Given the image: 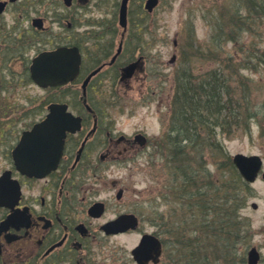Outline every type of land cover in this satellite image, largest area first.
Instances as JSON below:
<instances>
[{
	"label": "flooded vegetation",
	"instance_id": "1",
	"mask_svg": "<svg viewBox=\"0 0 264 264\" xmlns=\"http://www.w3.org/2000/svg\"><path fill=\"white\" fill-rule=\"evenodd\" d=\"M124 1L0 0V264H125L122 256L113 260L108 248L112 243L118 249L116 240L132 234L139 242L130 255L139 264L134 250L147 234L140 232L141 197L136 192L134 200L126 199L129 177L122 173L151 140L143 129L123 130L117 110L125 109L123 89H134L146 101L171 78L152 58L158 51L146 26L152 13L148 0H127L126 26ZM59 51L80 56L78 74L44 88L33 77V66L40 56ZM175 55L171 66L177 64ZM214 72L219 80V69ZM205 74L197 76L199 82H206ZM29 86L66 90L68 96L33 99L34 107L13 99L11 89ZM169 101L171 120V94ZM51 104H66L81 128L67 133L55 170L29 177L17 170L13 152L23 134L46 118ZM126 217L127 223L118 224ZM161 242L159 264H167V241Z\"/></svg>",
	"mask_w": 264,
	"mask_h": 264
},
{
	"label": "rangeland",
	"instance_id": "2",
	"mask_svg": "<svg viewBox=\"0 0 264 264\" xmlns=\"http://www.w3.org/2000/svg\"><path fill=\"white\" fill-rule=\"evenodd\" d=\"M264 0H161L160 5L147 18V30L150 28L151 35L156 37V46L152 58L157 59V63L163 68L164 73H167L171 78L164 83H160L157 87L156 97L152 95L150 99L143 101L141 96L133 89H123L122 99L124 108L117 110L119 113V126L128 133L134 130L143 129L146 131L149 140H151V147L147 148L138 159L131 163L132 168L123 170L122 175L129 177L127 183L130 191L126 199L136 198L137 193L140 192L141 207L140 214L142 215V223L140 232L153 233L157 232L165 241H167L169 255L167 257V264L172 263L173 246H172V230L177 229L174 225L175 218L172 220V211L183 215L184 208H179L176 200L164 201L161 198L160 190L163 186L168 185L171 178L166 171V161L164 151H162L164 141L157 143L153 140L160 134L167 137L171 132V120L169 119L170 94L173 98L175 91V79L182 65L187 63L184 68L192 66L190 74L196 79L197 76L205 74V81H208L210 71L215 69H222L225 64L231 62V59L236 61L251 62L250 68H243L240 72L245 79L247 86L240 87L235 76L231 75L230 71H225L223 77L229 78V89L224 90L222 94L225 108L216 109L215 115H211V119L207 121L212 123L217 121L219 125L208 124L212 126L216 132L218 144L214 152L205 149L202 154L195 151H190L191 158L194 165L196 160L194 157H203L207 162L200 166L208 170V174L213 178H219L222 170L219 168V163L224 159L223 152L232 158L236 154L245 155H264ZM239 8V9H238ZM261 9V12H256L253 9ZM237 9L239 17L243 18L246 23L245 32L240 34H233L229 32L228 26L224 30L218 29L219 22L228 21L232 16H237ZM236 14V15H235ZM237 19V18H236ZM146 31V30H145ZM148 35V34H147ZM238 35V36H236ZM236 37H240V46L244 47L243 51L240 46L237 47ZM218 39L215 44L212 40ZM177 42V46L175 44ZM190 43H195V48L201 51L202 55L185 57L184 49L189 47ZM191 47V46H190ZM208 47L211 51H208ZM208 53H207V52ZM190 52V50H188ZM209 52H212L209 53ZM178 55L176 66L169 65V61L173 55ZM215 54V55H214ZM250 56V57H249ZM156 63V60H155ZM154 64V63H152ZM202 72V73H201ZM232 73V72H231ZM216 75L217 72H214ZM157 75L160 82V77ZM218 75L220 73L218 72ZM220 78V77H219ZM165 80V78H163ZM232 94L227 95V91ZM10 94L16 101H23V104L40 99L41 97H67L65 92H45L39 88H13ZM161 97L164 98L161 105ZM204 96V93H203ZM26 98H29L26 100ZM232 101V102H231ZM231 102V103H230ZM132 111V113H130ZM173 111V100L171 102V112ZM217 112V113H216ZM205 117L209 114L207 110L201 112ZM229 116L228 119H224ZM219 120V121H218ZM226 120L223 127L222 122ZM34 121H29V124ZM206 126V125H205ZM211 133L206 132V138ZM212 135V134H211ZM153 143V144H152ZM186 144V143H185ZM160 146V148H159ZM196 149V148H195ZM222 150V151H220ZM200 153L199 155H197ZM164 154V155H163ZM2 169L0 168V171ZM169 186H172L170 182ZM253 192L248 196L244 208L240 211V216L246 220L247 225L243 228V233L240 234L239 244H235L233 249L236 264H247V253L255 247L263 255L261 264H264V179L260 176L255 184L252 185ZM133 203V202H132ZM256 205V207L254 206ZM161 215H170L169 223L164 225L165 235L160 233L162 229L158 230ZM112 215L109 214L108 217ZM160 219H159V217ZM172 220V221H171ZM200 226V223H199ZM190 227V226H189ZM190 229V228H189ZM192 229V228H191ZM189 235V234H188ZM193 236L190 233L189 238ZM120 246L108 248L111 252L113 260L116 257H124L125 264H134L130 255V250L139 242V235L132 234L123 236L116 240ZM175 248H177L175 246ZM178 250V249H177ZM176 250V251H177ZM101 257H103L105 250H101ZM243 257H245L243 259ZM215 264H224L223 259L216 257ZM179 264H191L188 250L186 249L185 257L179 259Z\"/></svg>",
	"mask_w": 264,
	"mask_h": 264
},
{
	"label": "trees",
	"instance_id": "3",
	"mask_svg": "<svg viewBox=\"0 0 264 264\" xmlns=\"http://www.w3.org/2000/svg\"><path fill=\"white\" fill-rule=\"evenodd\" d=\"M238 9L237 16H232L228 21L219 22V31H223L225 26L231 27L228 30L232 33L231 35L240 34V32L247 30L243 18L239 17ZM254 10L261 12V9L254 8ZM235 39L237 47L240 46V37ZM216 42L218 39L212 40L213 44ZM194 45L195 43H190L189 47L184 49L185 57L188 53H192L188 57H200L198 55H202L201 51ZM243 50L244 47L240 46L239 51ZM208 51H211L209 47ZM209 53L212 54V52ZM230 61L225 64L224 68L220 69L219 80L215 79L214 71H212L208 81L199 82L190 74L192 68L190 64H188L189 67L184 68L187 65L184 60V64L175 79L170 126L172 133H168L167 137L164 134L156 140L157 143L165 142L161 149L166 154H163L166 161L164 166L171 178L168 185L161 188V198L167 202L176 200L179 208H184L183 215L177 211L171 213L172 220L174 218L176 220L173 224L177 225V229L173 228L172 230L174 250L171 258L173 264L180 263L179 259L185 257L186 249L191 264H215L216 257L223 259L224 264H236L233 249L239 244L240 234L244 232L243 228L249 225L240 216V211L246 204L247 195H250L253 190L238 172L232 158L224 152L222 153L224 159L219 163L222 174L215 179L208 177L211 175L208 174L209 172L205 167H200L207 163L204 158L194 157L196 160L194 165L190 154L191 150L197 149L202 154L205 149L212 153L220 144L214 128L212 126L208 128V124L219 125L220 123L215 121L207 124V121L210 119L212 121L211 115H215L216 109L225 108L221 105L224 104L222 94H224L225 89H229L228 84L231 75L238 78L237 82L240 87L247 86L240 72L243 68H250L254 64L245 62V60L235 62V59H231ZM225 71L230 73L229 78L222 76ZM216 83L218 84L216 85ZM227 92L231 99L233 93L229 90ZM219 97L220 100H218ZM204 110H207L208 117L201 113ZM224 119L229 120L230 118L227 116ZM225 123H227L226 120L222 122L223 127ZM201 128L205 129V134L201 133ZM208 130L212 135L210 134L206 138ZM170 182L172 183L171 187L169 186ZM169 218L170 215H161V219L159 217L158 230L162 229L163 232L160 231V233L163 235H165L163 227L169 223ZM190 233L193 234L190 236L193 238H189Z\"/></svg>",
	"mask_w": 264,
	"mask_h": 264
},
{
	"label": "water",
	"instance_id": "4",
	"mask_svg": "<svg viewBox=\"0 0 264 264\" xmlns=\"http://www.w3.org/2000/svg\"><path fill=\"white\" fill-rule=\"evenodd\" d=\"M157 4L158 0H149L147 9L152 11ZM126 12L127 0L124 1L122 12L124 26H126ZM79 65L80 56L73 55L69 51L42 55L33 66V77L43 86L65 84L77 75ZM131 70L132 67L127 72ZM49 110L47 118L36 124L31 131L24 133L19 145L14 150L17 169L31 177H42L55 169L62 156L66 133L68 131L75 132L80 128V120L67 111L66 105L54 104L49 107ZM234 163L249 182L256 181L263 164L259 156L243 154L234 156ZM2 181L3 179L0 181V187ZM254 206L256 207V205ZM120 223H127V219ZM161 251L160 241L154 236L146 235L134 253L140 263H147L150 260L158 263ZM259 259L257 250L253 249L249 254V264H258Z\"/></svg>",
	"mask_w": 264,
	"mask_h": 264
}]
</instances>
